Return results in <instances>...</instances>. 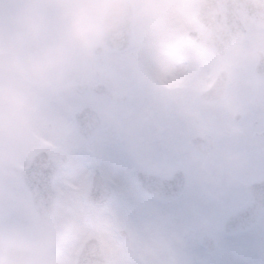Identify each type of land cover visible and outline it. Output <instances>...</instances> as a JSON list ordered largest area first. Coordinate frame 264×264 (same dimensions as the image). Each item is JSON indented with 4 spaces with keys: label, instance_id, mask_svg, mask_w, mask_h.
<instances>
[{
    "label": "flooded vegetation",
    "instance_id": "obj_1",
    "mask_svg": "<svg viewBox=\"0 0 264 264\" xmlns=\"http://www.w3.org/2000/svg\"><path fill=\"white\" fill-rule=\"evenodd\" d=\"M11 2L0 0V11ZM133 8L141 22H134L126 29H132L131 48L136 50L120 53L129 57L117 58L118 52L107 47L98 58L104 72L78 76L71 89L48 95L34 147L23 154L22 164L18 168H28L38 152H45L57 167L53 186L60 199L70 195L76 199L96 173L109 182L120 184L107 205L110 208L104 210L108 219L103 221L107 239L114 248L111 257L113 264H194L198 206L207 211L205 225L210 226L217 220V210L235 206L241 208L252 202L247 191L249 182L245 181L247 177L238 176L236 171L218 172V176L214 174L209 177L206 192L198 194L199 199L204 195L200 203H197L196 196L184 195V203H173L175 209H168L164 203L152 208L138 198L139 192L147 198L149 196L138 187L133 189L126 185L124 180L136 178L144 170L162 175L172 174L180 168L181 142L200 135L179 114L178 105L187 95L186 82L196 75H205L207 66L203 65L204 69L197 73V65L189 60L180 62L181 53L177 52L184 48L207 50L212 37V31L203 22L189 36L191 41L178 32L162 30L161 18L152 0H133ZM180 19L183 20V17ZM163 35L178 37L177 44L161 43ZM239 40L233 50H238V44L247 47L250 42L264 46V30L259 35L243 30L239 33ZM142 49L167 51L170 56L159 61H148L142 58ZM188 63L193 71L186 75L183 85L164 86L161 76H167L172 68L184 67ZM254 71L257 75H264V62L257 63ZM84 107H88L91 117L86 123L87 132L81 133L76 116ZM263 116L264 100L257 96L255 104L239 117L242 129L238 134L247 137L245 148L248 152L262 147ZM216 118L221 122L226 119L220 114ZM229 134L225 132L217 138L224 140V145L229 140ZM26 195L13 169L0 171V224L29 227L21 215V211L29 205ZM114 201H117V207ZM107 206H94L93 209L100 212ZM225 218L219 219L221 224ZM258 227L262 228L260 233L249 234ZM216 228L205 233L214 235L216 239L220 235L223 240L237 239L228 247L235 252L248 251L249 243L253 242L254 246H250L253 248L249 249V253L253 254L250 257L264 256V212L259 224L248 232L216 235ZM129 243L137 248L151 246L159 249V253L140 257L123 252L122 248ZM82 245L78 246V253ZM71 253V249H66L63 254L68 259ZM216 264L220 262L217 260Z\"/></svg>",
    "mask_w": 264,
    "mask_h": 264
},
{
    "label": "clouds",
    "instance_id": "obj_2",
    "mask_svg": "<svg viewBox=\"0 0 264 264\" xmlns=\"http://www.w3.org/2000/svg\"><path fill=\"white\" fill-rule=\"evenodd\" d=\"M134 22L141 19L133 0H12L0 11V171L20 167L23 154L34 147L45 98L71 89L78 76L104 72L99 54ZM254 27L257 35L264 30ZM241 32L234 30L233 36ZM237 47V54L230 50L216 64L213 76L188 80L187 95L178 105L179 114L209 140L225 132L238 134L239 117L257 96L264 100V75L254 71L264 62V46ZM193 160L201 168L211 164L206 155ZM223 162L239 166L242 156L226 153ZM74 206L71 197L59 199L48 213L52 224L47 228L0 224V264H67L64 250L77 251L83 234L98 222L94 209L85 207L76 217ZM32 217L38 225L40 213ZM122 251L140 257L159 253L131 243Z\"/></svg>",
    "mask_w": 264,
    "mask_h": 264
},
{
    "label": "water",
    "instance_id": "obj_3",
    "mask_svg": "<svg viewBox=\"0 0 264 264\" xmlns=\"http://www.w3.org/2000/svg\"><path fill=\"white\" fill-rule=\"evenodd\" d=\"M237 2V1H236ZM218 9L213 12V20L210 27L214 30L215 36L213 38L212 52L215 56L224 58L230 52L232 45L237 41V36H233L234 30L238 28L234 26L231 20L225 23L221 18L220 12L216 14ZM234 15V13H233ZM131 38L128 32L121 33L116 36V47L122 51L126 48L125 44ZM126 42V43H125ZM86 111H82L77 116V121L80 128L84 125ZM82 129V128H81ZM216 141L214 139L209 140L208 138H196L191 141L190 146L199 154L208 156L209 153L215 148ZM45 155L40 153L33 161L30 170L21 171V178L23 179L26 188L32 197V203L35 212L40 213V220L52 219L48 213L50 212L53 205L57 202L58 196L52 189V182L55 178V169L45 166ZM137 184L147 194L153 196L158 200L165 202H173L176 200L187 188V180L183 171H177L170 177H161L159 175L141 172L137 176ZM249 190L255 197V202L246 208L231 215L224 224V231L229 230L244 231L250 229L253 225L258 222L261 211L264 208V181L254 183L249 187ZM112 190L108 183L102 178L95 176L91 189L88 193L87 200L94 204L103 205L106 204L112 197ZM203 245L210 249L214 246L213 242L207 241L205 238L202 239ZM94 252H92V251ZM88 251H91L89 253ZM96 248L91 245H86V250L80 256V260L87 262L91 259H100Z\"/></svg>",
    "mask_w": 264,
    "mask_h": 264
},
{
    "label": "rangeland",
    "instance_id": "obj_4",
    "mask_svg": "<svg viewBox=\"0 0 264 264\" xmlns=\"http://www.w3.org/2000/svg\"><path fill=\"white\" fill-rule=\"evenodd\" d=\"M237 52L238 50H234L232 54L235 55L237 54ZM179 53H181V56H180L181 61L185 58H190L192 61L198 62L200 66V68L198 67V69H201V70L204 69L203 65H205L204 63L206 62L207 63L206 66H208L209 69L206 70L205 76H213L215 74L216 64L218 62L224 61V60H218L208 55L206 52H203L199 49H196V51H194L189 48H184L180 52H177V54ZM141 54H142V57L145 59L147 57L154 58V60H158V59L162 60L164 58L162 56L163 55L162 52H159L157 50L146 51L142 49ZM119 56L122 58L129 57L128 54H123ZM119 56H117V58H119ZM166 56H170V54ZM201 59L205 61L203 64L201 63ZM151 64L154 65L153 62ZM154 71H157V69H155ZM263 121H264V116H263ZM240 128L242 129L241 125H240ZM247 140L248 139L246 136L239 135V134H235V135L231 134L229 136V140L225 143L226 145L224 146L223 143H220L218 150H216L209 157L211 160V164L209 165L208 168H201L193 160V156L195 155L192 153L191 149L188 147L189 141L188 140L182 141L180 145V155H181L180 156V163H181L180 166L184 168V170L187 173L188 179H189V189L186 193V197L196 196L197 201L199 202L198 193L201 191L204 193L206 192L205 189L209 186V181H210L209 177L213 176L214 174H217L218 176V172H221V171H236L238 176L247 177L245 178V181L252 180V178L261 179L262 176H264V147L262 146V151H259V149H256L257 151L255 150V151L248 152L245 148V144ZM262 145H264V140L262 141ZM230 152L239 153L242 156V163L239 166H232V165H228L223 162L224 154L230 153ZM126 181H125L126 185L128 183V186H131L133 189H136L134 185V181H135L134 179L128 178V180ZM117 185L120 186V184H117ZM70 197L72 198L75 204L73 208V215L76 217H79L81 215L82 207H84L82 205L83 204L82 202H85V199L81 200L79 199V197L75 199L74 195H70ZM81 197L83 198V195H81ZM138 198L143 200L149 205L157 206L159 204V202H157L156 200L147 198L140 192H139ZM184 199L185 198L181 199L179 202L184 203L185 202ZM116 202H114V205L117 207ZM85 207L90 208L86 205ZM199 207L200 206H198V210H197V215H198L197 228L199 229V232L196 237L195 263L194 264H214L215 262L214 257L216 258L222 257L223 258V260L221 261L222 264H264V256L262 259H259L258 261L256 260V258L250 257L253 255L252 253H249V249L253 248L250 246H254L253 242L249 243L248 251H244L243 249V250H238L235 252V251H231L232 249L230 248L226 249V247L230 245L226 243L225 240L220 239L218 243V248H217L218 250L216 249V252L211 253V254L208 252H205L201 248V245L199 242L200 234H203L204 232L211 230L213 226L212 227L204 226L205 223L204 221H202L205 218L204 211L200 209ZM167 208L175 209V206L171 205V206H167ZM106 209L108 210L109 207H106ZM227 210L229 211V209L227 208L225 209L222 208V209L217 210L215 212V218L220 219L222 215L225 212H227ZM32 214L33 213H32L31 207L26 206V208L22 210V218L27 220V222L31 225L30 228L37 227V226L44 228L47 225V224L44 225V223H40V222L38 225L34 224ZM106 214L107 213H104V212H102L101 214L98 213V218H100V220L103 222L104 220L108 219ZM261 229L260 228L257 229L256 233H260ZM230 242L236 243L237 239L231 240ZM71 258L72 257L68 259H71Z\"/></svg>",
    "mask_w": 264,
    "mask_h": 264
},
{
    "label": "snow or ice",
    "instance_id": "obj_5",
    "mask_svg": "<svg viewBox=\"0 0 264 264\" xmlns=\"http://www.w3.org/2000/svg\"><path fill=\"white\" fill-rule=\"evenodd\" d=\"M152 4L161 18L162 30L178 32L184 37L191 36L193 31L200 28L209 9H218L220 18L225 23L231 20L235 27L249 33L255 31L254 25L264 29V0H152ZM233 13H238V16ZM177 39L178 37L173 35H163L161 43L176 45ZM190 67L172 68L167 76H161V82L170 88L183 85ZM81 244L93 245L102 258L83 262L75 251L71 253L73 258L68 260L67 264H113L111 257L114 248L107 239L102 221L98 220L94 228L83 234L79 241V245Z\"/></svg>",
    "mask_w": 264,
    "mask_h": 264
}]
</instances>
